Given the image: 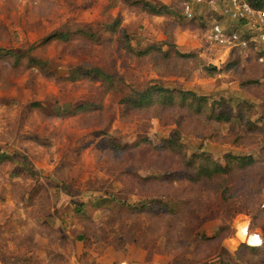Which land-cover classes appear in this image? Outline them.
Here are the masks:
<instances>
[{
	"label": "rangeland",
	"instance_id": "obj_1",
	"mask_svg": "<svg viewBox=\"0 0 264 264\" xmlns=\"http://www.w3.org/2000/svg\"><path fill=\"white\" fill-rule=\"evenodd\" d=\"M149 1L170 12L130 0H0V48L20 54L0 56V152L11 156L0 161V264H264V63L252 49L224 55L209 40L214 21L200 15L232 22L218 6L192 3L189 19L185 0ZM114 17L123 32H100L97 42H44ZM151 45L159 49L143 54ZM92 67L114 75L115 88L66 77ZM151 82L223 99L233 115L239 105L243 117L122 101ZM82 103L95 107L64 115ZM175 130L185 159L202 149L228 170L199 176L193 164L189 178L153 179L185 169L161 145ZM240 229L263 248L251 250Z\"/></svg>",
	"mask_w": 264,
	"mask_h": 264
},
{
	"label": "trees",
	"instance_id": "obj_2",
	"mask_svg": "<svg viewBox=\"0 0 264 264\" xmlns=\"http://www.w3.org/2000/svg\"><path fill=\"white\" fill-rule=\"evenodd\" d=\"M247 1L251 6L255 8H263L264 7V0H245ZM130 3L132 5H136L142 10L154 14V15H163L170 12L169 6L165 4H156L151 3L149 0H130ZM183 10V7H182ZM200 17L204 21H218L220 20V17L215 12L211 11L207 14L206 17L203 15H200ZM204 17V18H203ZM193 16L189 19H192ZM200 19V18H199ZM121 26V19L119 17H114L111 21L103 23L98 30H92L88 29L86 27L82 28H76V29H67L63 31L53 32L52 34L48 35L45 39V43H49L53 40L56 41H67L71 39V37L78 36L80 38H83L90 42H97L99 40V33L100 32H107V33H115L118 31L123 32ZM210 26V24H209ZM123 36L126 37V33H123ZM154 45H151L147 47V49L143 52V54L150 52L152 49H159L158 47H155ZM250 49L254 51V58L258 63H264L258 61V57L260 55L264 56V48L262 46H255L254 44L250 45ZM181 56H188L187 53H181L177 52ZM14 54L17 56H20V54L14 53V51L6 50L4 48H0V56L3 55H9ZM229 54H235L236 56L241 55V52L238 51L237 48H233ZM29 60L31 61V65H34L32 61H35V57L33 58L29 54ZM78 68H81L80 66H77ZM208 68V66H207ZM210 69V68H208ZM210 70H215V68H212ZM78 74L86 75L93 80H100L102 81L106 87V89L111 90L112 88H115L116 79L114 75L102 70L99 67H92V68H82V70L73 69L69 72V74L66 76L68 79L74 80ZM124 103L129 105L131 108H145L150 107L154 104H162L167 106H179V107H186L189 110H192L194 113H202L205 111V109H209L210 111V117L215 119L216 121L221 122H228L233 116L236 115V119H241L243 117L244 113H241L240 106H236L234 110L236 111V114L233 115L232 108L229 104H226L225 100L219 99V100H211V102H208V98L204 95H198L194 91L191 90H183V89H176V88H168L164 85L157 84L156 82L149 83L146 87H144L141 90H137L134 93V96H128L127 98L122 100ZM95 107L92 103H82L77 106H73L70 108V110H65L63 113L66 115L69 113L70 115L76 114L79 111H89ZM224 108V109H223ZM110 145H112V142H109ZM115 145V144H113ZM118 148H123L124 146H119V144H116ZM162 147L168 148L177 155H180L183 157V162L185 169H182L180 171H165L162 174L158 176H151L153 179L159 180V179H165V180H176L179 177L189 178L191 177V173L189 174L187 172V169L190 168V165L196 164V169L198 170V175L206 176V175H213L218 172H225L228 170V164L221 165L218 161H214L211 158V155L203 151L202 149L199 150V152H194L191 154L190 157L185 159V147L183 143L180 141V135H178V131H174V135L172 137L164 139L163 143L161 144ZM225 157L227 160L229 159H236L240 164H244V162L252 161V158L250 156H234L231 154H225ZM11 156L0 152V161H5L7 159H10ZM102 202H105V200L101 199ZM108 202V201H107ZM251 250H259V248L262 247V243L259 246H249Z\"/></svg>",
	"mask_w": 264,
	"mask_h": 264
},
{
	"label": "built area",
	"instance_id": "obj_3",
	"mask_svg": "<svg viewBox=\"0 0 264 264\" xmlns=\"http://www.w3.org/2000/svg\"><path fill=\"white\" fill-rule=\"evenodd\" d=\"M192 3H206L210 8L234 21L235 25L223 26L218 21L211 23L208 29V38L224 55L233 48L243 53L250 49V45L264 48V7L255 8L245 0H185L182 4L183 13L187 18L193 16ZM259 62L264 56L258 57Z\"/></svg>",
	"mask_w": 264,
	"mask_h": 264
},
{
	"label": "bare ground",
	"instance_id": "obj_4",
	"mask_svg": "<svg viewBox=\"0 0 264 264\" xmlns=\"http://www.w3.org/2000/svg\"><path fill=\"white\" fill-rule=\"evenodd\" d=\"M247 225H248V224H247ZM243 226H245V225H243ZM243 226L241 227V229L243 228ZM239 228H240V227H239ZM241 229H240V237H241V238L246 237V239H247L249 245H251V246H256V245H258V243L260 242V238H259L257 235L241 232ZM238 230H239V229H238ZM256 241H259V242H256Z\"/></svg>",
	"mask_w": 264,
	"mask_h": 264
},
{
	"label": "water",
	"instance_id": "obj_5",
	"mask_svg": "<svg viewBox=\"0 0 264 264\" xmlns=\"http://www.w3.org/2000/svg\"><path fill=\"white\" fill-rule=\"evenodd\" d=\"M208 68H210V69H212V68H216V65L209 63V64H208Z\"/></svg>",
	"mask_w": 264,
	"mask_h": 264
},
{
	"label": "crops",
	"instance_id": "obj_6",
	"mask_svg": "<svg viewBox=\"0 0 264 264\" xmlns=\"http://www.w3.org/2000/svg\"><path fill=\"white\" fill-rule=\"evenodd\" d=\"M232 25H235V22L234 21H232L231 23H230V26H232ZM257 246V245H256Z\"/></svg>",
	"mask_w": 264,
	"mask_h": 264
},
{
	"label": "clouds",
	"instance_id": "obj_7",
	"mask_svg": "<svg viewBox=\"0 0 264 264\" xmlns=\"http://www.w3.org/2000/svg\"><path fill=\"white\" fill-rule=\"evenodd\" d=\"M256 242H259V241H256Z\"/></svg>",
	"mask_w": 264,
	"mask_h": 264
}]
</instances>
